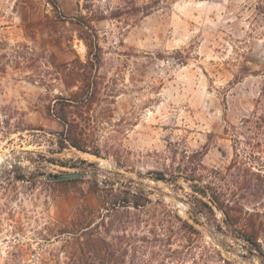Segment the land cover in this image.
Masks as SVG:
<instances>
[{
    "label": "rangeland",
    "instance_id": "obj_1",
    "mask_svg": "<svg viewBox=\"0 0 264 264\" xmlns=\"http://www.w3.org/2000/svg\"><path fill=\"white\" fill-rule=\"evenodd\" d=\"M54 1L0 0V264H85L80 210L96 264H264V0Z\"/></svg>",
    "mask_w": 264,
    "mask_h": 264
},
{
    "label": "trees",
    "instance_id": "obj_2",
    "mask_svg": "<svg viewBox=\"0 0 264 264\" xmlns=\"http://www.w3.org/2000/svg\"><path fill=\"white\" fill-rule=\"evenodd\" d=\"M167 1L168 0H135L129 9H130V12L133 14L139 13L140 11L142 12L144 11V13L147 15L151 8L160 5V3L162 2H167ZM51 3L56 8V10H58V7H59L58 3L54 0H51ZM84 19H85L84 16L78 17L79 23L87 27H90V25L87 24V22ZM83 39L85 40L86 45L90 49V55L93 54L95 57V59L90 57L89 61L91 63L94 62L95 64H97L98 62H100V50H101V46L98 40L97 33H95L91 38L84 37ZM259 101L262 104V108L260 109H263L264 108V83L262 86L261 96H260ZM64 120L67 121L66 119ZM65 137H66L65 139H67L73 146H75L78 149H83L82 143L78 141L77 138H75V136H73L70 133H67ZM66 145L67 144L65 142H62V147H66ZM157 175H159L157 176L158 179H165V176L162 172L157 173ZM69 181L71 180H64L63 182H69ZM194 187L200 190L201 192H203L205 196L209 194V191L205 187H202L200 185H194ZM150 202L151 200H149V198L146 199V202H142L140 199H136L134 201H126L125 204L114 202L111 205L110 209L109 208H105V209L107 211L106 213H108L107 216L109 217L111 216L109 214L111 210L118 212L119 209L121 208H130V207H133L136 210H141L142 208L146 207ZM87 220H88V214L85 213V210L84 211L80 210V212L78 213V216L75 217L71 221L70 226L67 229H64L60 233L66 234L67 236H71L74 240H77V242H80L82 239L86 240L85 242H82V248H81L82 253L79 256V260H81L85 264H87V262L88 264L90 263L96 264L98 260L94 261L92 257L95 258L98 255V245H99V251H102L101 243L104 244L105 242H104V239L96 231L98 230L97 228H99L100 225H98L97 228H93L92 224H90L89 222L88 223L86 222ZM129 223H134V220H131ZM184 223H187V222H184ZM253 233H255V230L246 232V234H243L244 235L243 237L246 240L250 241L251 243L255 245H259V242L257 241V239L254 236H252ZM85 245L88 247H91L92 250L85 252V248H84ZM110 247L111 245L109 244L108 248ZM107 254H109L110 257L107 255H106L107 257L101 255L100 261L98 262V264H105L107 260L110 261V258L112 259L113 257L112 254H114V252L108 251Z\"/></svg>",
    "mask_w": 264,
    "mask_h": 264
},
{
    "label": "water",
    "instance_id": "obj_3",
    "mask_svg": "<svg viewBox=\"0 0 264 264\" xmlns=\"http://www.w3.org/2000/svg\"><path fill=\"white\" fill-rule=\"evenodd\" d=\"M84 173H80L78 171L76 172H64L61 174H53L47 177L49 180L53 181H63V180H72V179H77L82 176H84Z\"/></svg>",
    "mask_w": 264,
    "mask_h": 264
},
{
    "label": "bare ground",
    "instance_id": "obj_4",
    "mask_svg": "<svg viewBox=\"0 0 264 264\" xmlns=\"http://www.w3.org/2000/svg\"><path fill=\"white\" fill-rule=\"evenodd\" d=\"M104 163V162H103ZM102 165H104V164H102ZM2 168H0V170H1Z\"/></svg>",
    "mask_w": 264,
    "mask_h": 264
}]
</instances>
